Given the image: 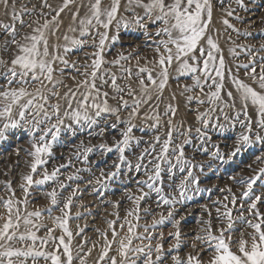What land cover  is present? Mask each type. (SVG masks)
Returning <instances> with one entry per match:
<instances>
[{"label": "snow or ice", "instance_id": "6c2138e0", "mask_svg": "<svg viewBox=\"0 0 264 264\" xmlns=\"http://www.w3.org/2000/svg\"><path fill=\"white\" fill-rule=\"evenodd\" d=\"M121 2L60 0L54 5L51 0H0V142L6 141L12 130L23 129L29 136L31 149L26 150L31 157L26 162L29 171L21 176L19 184L23 196L16 195L9 181L5 185L9 196L0 197L3 209L0 211V264H75L77 261L87 264V257L92 254L90 248L81 255L84 252L81 244L76 246L74 255V231L69 225L70 220L80 218L79 213L75 217L71 215V208L74 197L83 190L77 185L67 197L61 198V192L71 185L59 179L60 170L71 166V161L53 167L51 172L47 167L56 158L53 149L61 144L64 134L75 137L85 128L92 130L94 127L99 131H89L90 137L94 134L103 137L108 129L119 134L120 138L114 136L111 145L86 146L81 140L73 154L76 159L83 155L85 164L94 147H98L101 154L114 150L118 154V162L112 165L114 171L101 169L99 176L94 177L96 187L93 190L100 196L104 194L102 189L108 187V181L121 174L122 165L129 172H143L146 178L135 181L140 194L128 196L136 205L128 216H134L136 221L140 219V203L146 202L152 193L158 197L157 207L162 202L171 209L178 202L165 194L164 179L166 173L168 181H172L173 170L178 166L180 172L187 169V175L175 186L180 189V197L184 196L186 182L193 175L185 156V147L192 144L193 129L191 126L185 128L183 122L175 123L178 105L168 103L162 112L160 110L164 91L172 79L191 80L190 84L178 83L177 87L179 95L185 98L187 110L195 114V120L201 125L194 129L199 139H209L204 129L209 128L212 113L219 111L225 121H234L231 127L238 123L242 129L228 153V160L260 144L261 153L255 156V161L264 163V55L260 54L264 53V43L255 52L251 51L254 46H250L248 62L237 65V72L244 70V78H241L226 69L219 44L210 34L213 0H126L124 12H132L131 19L121 14ZM224 2L217 0L228 17L235 14V19L244 21L245 18L230 5L234 2L238 9L250 13L252 9L248 5H256L257 0H247V3L246 0H228L227 8ZM65 14H68L67 24ZM222 23L240 33L228 19H223ZM113 25L117 30L134 25L155 38V56L148 61L151 68L140 67L137 59L138 71L134 73L130 67L120 64L121 60L129 59L122 53L112 61L105 59L106 42L119 38L118 35L109 36ZM149 27L154 31L148 32ZM69 33H78V36ZM243 35L249 37L252 33L245 29ZM86 46L94 51L85 54V63L69 60L71 53ZM230 51L234 53V49ZM106 64L120 66L122 74L111 72ZM69 70L83 77L80 80L75 75L70 77L75 81L74 87L65 83ZM226 71L234 86V91L226 92L227 101L222 97ZM62 88L66 90L62 92ZM171 99H176V93H172ZM237 100L240 108L230 118L219 105L236 109ZM193 104L197 107L193 108ZM203 105L208 108L201 112L199 106ZM138 120L151 121L148 127L157 134L151 142H146L149 146L136 156L133 165L126 152L142 142V138L134 135ZM161 129H164L163 139ZM16 151L19 154V149ZM214 156L222 162L225 160L219 151ZM249 169L252 170L251 165ZM82 171L91 172V168H77L66 180H81L79 173ZM253 171L252 176L236 181L243 186L239 197L227 188L232 208L226 203L222 213L217 209V219L226 226L214 231L212 221H207V226L201 229L204 234L195 238L199 244L190 245L192 252L180 255L182 245L178 228L175 233H169L175 243L167 251L164 233L161 232L157 239L149 232V227L155 228L164 222L163 215L159 220L153 219L150 226L146 225L143 233L137 231L138 224L126 220L120 225L121 230L127 227L123 236L113 227L116 222L109 221L112 239H108L106 232L101 233L103 245L94 264H264V184L260 185L259 193L254 188L264 177V168ZM49 182L55 185L46 193L51 206L30 211L29 189ZM87 183L92 185L93 180ZM173 186L171 182L167 184L169 189ZM228 199L226 196L225 200ZM53 209L60 215L52 216ZM233 209L238 212L235 220L250 231L234 227ZM144 211L147 213L149 209ZM45 212L54 227L44 222ZM172 216L173 211H168V217ZM57 230L59 235H56ZM236 231L239 237L233 239L232 233ZM81 232L83 229L77 225L75 235Z\"/></svg>", "mask_w": 264, "mask_h": 264}, {"label": "rangeland", "instance_id": "374dc122", "mask_svg": "<svg viewBox=\"0 0 264 264\" xmlns=\"http://www.w3.org/2000/svg\"><path fill=\"white\" fill-rule=\"evenodd\" d=\"M51 2L57 5L60 3V0H51ZM213 4V26L210 28V34L219 44L221 49L220 54H222L225 59L226 69H231L233 75H239L241 78H244V70L240 69L239 72H237V65L248 62L250 46H254L251 48V51L255 52L259 49L260 44L264 43V0H257L256 5L249 4V8L252 9L250 13L238 9L234 2L230 5L232 8L237 9L241 17L245 18L244 21L235 19V14L232 17H228L226 12L218 6L217 0H213ZM125 7H127L126 0H122L121 14L131 19L133 13L124 12ZM227 7H229V2L225 0L224 8ZM136 11L142 14L141 10L137 9ZM64 18L67 24L68 14H65ZM223 19H228L235 28L240 30V33L238 34L233 31L232 28H228L224 25L222 23ZM249 21H251V23H249ZM245 29L251 32L252 35L245 37L243 35ZM101 31H103V29H101ZM152 31H154V28L149 27L148 32ZM69 35L78 36V33H69ZM112 35H118L119 38L116 41L109 40L106 42L104 56L107 61L117 59L118 55L122 53L125 56H129V59L126 61L121 60L120 64L124 67H130L134 73L138 71L137 59H139L140 67H152L148 61H151L155 56L153 46L154 37L147 35L144 30L134 25L129 28L120 27L119 30L113 25L112 29L109 31V36L111 37ZM230 49H234L235 54L230 51ZM93 51L94 49L86 46L83 49L71 53L69 60H75L83 64L86 61L85 54H90ZM260 54L264 55V53ZM88 62L90 63V60ZM105 67L109 68L111 72H115L118 76L122 74L120 66L106 64ZM72 75H75L77 80L83 79V77L79 76L76 72L69 70L65 76V83L69 87L75 86V81L70 78ZM230 80L231 77L226 71L224 81L225 88L222 90V97L225 101L228 100L226 92L228 90L234 91V86L231 85ZM178 83L190 84L191 80L187 78H181L179 81L174 79L170 80L168 87L164 91L160 110L162 112L164 106L168 103L178 105L179 112L177 113L175 123L180 124L183 122L185 128L188 126L192 127V144L185 147V156L190 161L193 175L189 177L186 182L184 196L180 197V189L175 186L187 175V169L185 172H180L179 166L174 169L175 175L172 181H168L167 174L165 173V194L170 198L175 197L178 201L171 209L169 206L163 205L162 202L160 206L157 207L156 201L158 197L155 193H152L149 198H146V202L142 201L140 203V211L138 213L140 216L139 221H136L134 216H128V212L133 211L136 207L133 200H130L128 196L131 195L132 197H136L140 194L135 181L137 179H145L146 177L143 172H129L123 165L121 166V174L113 180L108 181V187L102 189L104 193L103 196L98 195L93 190L94 187H96L94 177L99 176L101 169H104L105 172L115 170L112 165L114 162H118V154L115 150L110 153L101 154V150L98 147H94L93 151L88 154V163L85 164L83 155L80 156V159H76L73 153L76 152L77 146H79L81 140L85 142L86 146H98L100 143L111 145L114 136L116 139L120 138L115 130L108 129L103 137L96 136L95 134L90 137L89 131L95 133L98 132L99 129L97 127H94L92 130L85 128L75 137H69L67 134H64L61 144L54 147L53 152L56 158L51 160L47 165L49 172L52 171L53 167L59 166L60 164H68L69 161H71V166L60 170L61 174L59 179L71 185L70 188L61 192V198L67 197L71 193V188H75L77 185L83 190L74 197L71 208V215L75 217L79 213L80 218L70 220L69 225L74 231V255L76 254L77 245L83 244L84 246V252L81 253V255L87 253L88 249H93L91 256L87 257V264H94L98 259L104 239L101 233L106 232L108 239H112L109 221L116 222L113 227L123 236L127 232V227L121 230L120 225L125 224L126 220L138 224L139 227L137 231L143 233L144 227L146 225L150 226L153 219L159 220L161 215L165 217L164 222L158 224L155 228L149 227V232L157 239L161 232L164 233L163 243L167 251L169 246L175 243L174 238L170 237L169 233H175L178 228L181 232L182 245L180 255L184 256L186 253L192 252L193 249L190 245L193 242L199 244L195 238L197 235L204 234L201 229L207 226V221H212L214 231L216 228L226 226V223L221 224L217 219V209H220L222 213L224 211L223 205L226 203L229 205V208H232V205L229 203L231 194L227 191V188H231L232 192L239 197V193L243 186L236 181L240 180L242 177L252 176L254 174L253 170L264 168V163L255 161V156L261 153L262 146L260 144L232 157L230 161L228 160V153L232 151L236 136L242 129L238 123L235 124L234 128L231 127L234 121L231 119L225 121L223 115L220 114L219 111L212 113L210 126L204 129L209 139L203 141L199 139L194 129L201 125L195 120V114L187 110L185 98L179 95L180 89L177 87ZM65 90L66 89L63 88L61 89L62 92ZM172 93H176L175 100L171 99ZM219 106L224 107V111L231 118L235 116L236 111L239 110L240 103L239 100H237L236 109L225 107L223 104ZM192 107L195 108L197 105L193 104ZM199 108L201 112H204L208 108V105L199 106ZM241 119H243L242 114ZM136 123L138 127L134 129V135L142 138V142L139 146L133 145L131 150L126 152L127 158L133 165L136 163V156H138L144 148L149 146V143L146 142H151L153 137L157 134L148 127V125L152 123L151 121L146 122L138 120ZM217 124L224 125V127L211 126ZM101 127H103V125H101ZM141 127L145 129L143 132L139 130ZM163 132L164 129H161L160 134L162 139ZM17 149H19V154H17ZM26 150L30 151L31 149L29 136L23 129L12 130L9 133V138L6 141L0 142V197L7 198L9 196V193L5 190V185L9 181L12 184V188L16 190V195L18 197L23 196V193L19 189V184L22 182L21 176L29 171L26 162L31 160V157L26 154ZM158 151L159 146H157V152ZM217 151H219L221 156L225 157L223 162L214 156ZM249 165H251L252 170L249 169ZM77 168H91V172L82 171L79 173L82 177L81 180L67 181L66 176L75 173ZM231 177H235V180L231 179ZM37 178L38 177H34V179ZM89 180H93L92 185L87 183ZM169 182L174 185L172 189L167 188ZM261 184H264V177L254 185L257 193L262 190L260 188ZM54 186V184L49 182L42 186H33L30 188L29 192L31 195L29 196V200L32 202L28 206L29 210L31 211L36 208L46 209L50 207V200L46 193L51 191V188ZM144 190L148 191L147 188ZM226 196L229 198L228 200H225ZM237 205H239V199ZM145 208L149 209L147 213L144 211ZM170 210L173 211L172 217H168V211ZM0 211H3V209L0 208ZM51 215L58 216L60 213L57 209H53ZM237 215L238 212L233 209L232 216L235 221L234 227L238 230L244 229V225L238 220H235ZM176 221H179L178 225H176ZM44 222L50 227H54L52 221L48 219L47 212L44 213ZM77 225L83 229V232L78 236L75 235ZM244 230L250 231L248 229ZM59 234L60 231L57 230L56 235ZM239 234V231L233 232V239L238 238ZM155 242L156 240H153V243ZM135 243H140V241H135ZM94 244L96 245L95 247H93ZM111 254L113 253H110V255ZM75 264H78V261L75 262Z\"/></svg>", "mask_w": 264, "mask_h": 264}, {"label": "bare ground", "instance_id": "6f19581e", "mask_svg": "<svg viewBox=\"0 0 264 264\" xmlns=\"http://www.w3.org/2000/svg\"><path fill=\"white\" fill-rule=\"evenodd\" d=\"M68 141V140H67Z\"/></svg>", "mask_w": 264, "mask_h": 264}]
</instances>
